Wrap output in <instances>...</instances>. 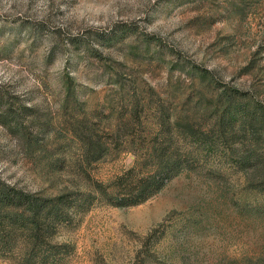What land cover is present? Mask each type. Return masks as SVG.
Here are the masks:
<instances>
[{
  "label": "rangeland",
  "instance_id": "1",
  "mask_svg": "<svg viewBox=\"0 0 264 264\" xmlns=\"http://www.w3.org/2000/svg\"><path fill=\"white\" fill-rule=\"evenodd\" d=\"M223 87L264 107V0H0V178L70 191L59 264H264L239 160H264V131L218 119ZM172 150L158 191L114 202Z\"/></svg>",
  "mask_w": 264,
  "mask_h": 264
},
{
  "label": "trees",
  "instance_id": "2",
  "mask_svg": "<svg viewBox=\"0 0 264 264\" xmlns=\"http://www.w3.org/2000/svg\"><path fill=\"white\" fill-rule=\"evenodd\" d=\"M191 69L199 70L193 66ZM199 71L202 77L207 76L201 69ZM66 85L69 90L70 82ZM212 105L218 119L228 124L238 119L243 131L251 137L262 135L264 107L257 104L251 95L223 87L216 93ZM180 132L184 134L183 137L197 139L195 134L191 133V136ZM91 146L99 147L92 151V154L96 153L93 156L102 149L98 142H92ZM179 157L174 150L166 151L152 173L140 177L129 194H124L125 191H122L124 195L117 193L114 202L136 203L158 191L164 181L179 169ZM239 160L243 168L251 166L247 175L251 185L264 189V160L253 158V154L247 150L241 153ZM69 195L70 191L52 195L28 191L0 178V257L10 259L15 264H59L68 251V244L53 241V235L60 223L68 222L72 217Z\"/></svg>",
  "mask_w": 264,
  "mask_h": 264
}]
</instances>
